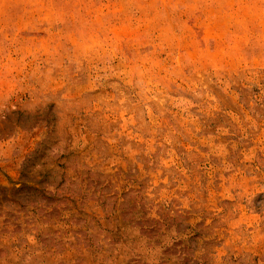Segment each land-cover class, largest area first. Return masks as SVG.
I'll return each instance as SVG.
<instances>
[{"label":"rangeland","instance_id":"rangeland-1","mask_svg":"<svg viewBox=\"0 0 264 264\" xmlns=\"http://www.w3.org/2000/svg\"><path fill=\"white\" fill-rule=\"evenodd\" d=\"M0 264H264V0H0Z\"/></svg>","mask_w":264,"mask_h":264}]
</instances>
